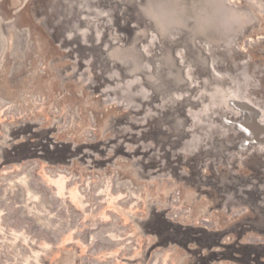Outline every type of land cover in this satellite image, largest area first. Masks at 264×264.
<instances>
[{
    "label": "water",
    "instance_id": "1",
    "mask_svg": "<svg viewBox=\"0 0 264 264\" xmlns=\"http://www.w3.org/2000/svg\"><path fill=\"white\" fill-rule=\"evenodd\" d=\"M31 7L88 90L135 121L124 140L55 142L44 133L23 157L63 165L109 152L142 157L192 188H211L219 207L253 208L250 224L264 235V59L241 47L262 31L259 13L233 0H33ZM236 161L254 174H237ZM158 226L166 243L181 246L227 233Z\"/></svg>",
    "mask_w": 264,
    "mask_h": 264
},
{
    "label": "flooded vegetation",
    "instance_id": "2",
    "mask_svg": "<svg viewBox=\"0 0 264 264\" xmlns=\"http://www.w3.org/2000/svg\"><path fill=\"white\" fill-rule=\"evenodd\" d=\"M32 3L33 0H0V15L3 18H29L38 25V28L11 29L12 34L0 35V46L2 42L7 43L4 46V54L0 56V77L3 69L7 67L15 82L37 84L39 87L32 94L30 108L19 110L17 107L19 111L0 114V172L4 169L17 170L35 165L34 174H38L42 180L56 179L52 178V175L63 176L64 169H71L78 171L79 176L90 175L92 180H127L135 187H148L149 191L154 192L151 203L139 206L132 220L122 223L123 234L129 232L130 243L139 250L136 257L132 258L137 264H150L157 252L163 254L161 264H264V235L254 230L250 224L251 220L257 218L253 208L246 205L219 207L210 196L211 188H192L161 172L158 167L147 164L142 157L134 159L125 155L115 156L114 152H109L105 158H96L87 163L74 161L65 166L21 155L26 153L22 152L23 149L32 150L29 146L39 142L44 133H48L55 142H61L66 140L61 133L77 132L80 95L88 104V107L85 106L84 116L88 121L91 117L94 122V126L90 122L82 130L86 135L84 138L96 140L114 135L113 139L124 140L131 130L134 131L135 121L131 112L107 103L101 96L79 92L80 78L77 66L68 60L65 53L37 23L32 12ZM241 47L254 59H264V36L257 38L254 33L243 40ZM48 62L52 63L55 69L50 74ZM59 78L65 79L66 92L62 90L54 99L48 94L46 85L53 81L56 84ZM92 110H98L99 114L90 115ZM105 121L109 131L103 135L100 124ZM74 122L77 123L73 125ZM126 148H130V152L139 151V147L133 144L127 143ZM236 162L237 174H254L245 164ZM184 169L189 171L186 167ZM162 190L169 191V199L166 202ZM165 221L210 233H227L221 240L208 241L203 245L167 244L158 226ZM107 255L114 254L107 252Z\"/></svg>",
    "mask_w": 264,
    "mask_h": 264
},
{
    "label": "rangeland",
    "instance_id": "3",
    "mask_svg": "<svg viewBox=\"0 0 264 264\" xmlns=\"http://www.w3.org/2000/svg\"><path fill=\"white\" fill-rule=\"evenodd\" d=\"M233 1L250 5L264 19V0ZM29 27L38 28V25L29 18H3L0 15L1 36L12 34L11 29ZM257 33V38L264 36V24L262 31ZM6 44L2 42L0 56L4 54ZM47 67L49 74L55 70L52 63L48 62ZM53 83L48 82L46 90L56 99L62 90L66 92L65 79L59 78L56 84ZM79 87L81 94L92 93L81 79ZM38 88L37 84L15 82L5 67L0 77V114L30 108L32 94ZM80 98L79 128L77 132L61 133L65 141L96 143L113 139L114 135L96 140L84 138L82 130L90 122L94 126V122L91 117L88 121L84 116L88 104L82 100V95ZM93 113L99 114V111L92 110L90 115ZM100 129L104 135L109 131L108 123L100 124ZM105 156L98 155L97 158ZM35 168L31 165L0 172V264H137L132 258L139 250L130 243L129 232L123 234L122 223L132 220L139 206L151 203L153 191L145 186L135 187L127 180H92L90 175L79 176L78 171L71 169H64L63 176L52 175L56 179L42 180L34 174ZM162 192L166 202L169 191ZM107 252L114 255L108 256ZM162 257L161 252L155 253L150 264H161Z\"/></svg>",
    "mask_w": 264,
    "mask_h": 264
},
{
    "label": "bare ground",
    "instance_id": "4",
    "mask_svg": "<svg viewBox=\"0 0 264 264\" xmlns=\"http://www.w3.org/2000/svg\"><path fill=\"white\" fill-rule=\"evenodd\" d=\"M78 69V68H77ZM76 69V70H77ZM78 77V76H77ZM79 78V77H78ZM117 131V130H116ZM32 137H34V136H32ZM121 138H123V136L121 137ZM116 139V138H115ZM31 140V139H30ZM130 149V148H129ZM135 149V148H134ZM138 150V149H137ZM106 157V156H105ZM137 159V158H136ZM111 160V159H110ZM107 161H108V159H107ZM109 164V163H108ZM140 167V166H139ZM154 169V168H153ZM141 170V169H140ZM143 172V171H142ZM153 173V172H152ZM155 174V173H154ZM152 177V176H151ZM207 191V190H206ZM205 191V192H206ZM213 191V190H212ZM212 198V197H211ZM204 231V230H203ZM215 233V232H214ZM224 241V240H223ZM206 245V244H205ZM218 247V246H217ZM207 249V248H206ZM236 249V248H235ZM230 251V250H229ZM261 251V250H260ZM218 252V251H217ZM225 252V251H224ZM244 252V251H243ZM242 253V252H241ZM252 253H253V251H252ZM259 253V252H258ZM264 253V252H263ZM230 256V255H229Z\"/></svg>",
    "mask_w": 264,
    "mask_h": 264
}]
</instances>
